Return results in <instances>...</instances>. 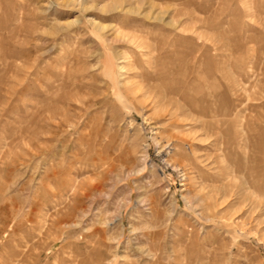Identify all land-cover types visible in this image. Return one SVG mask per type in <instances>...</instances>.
Returning <instances> with one entry per match:
<instances>
[{
  "label": "rangeland",
  "instance_id": "374dc122",
  "mask_svg": "<svg viewBox=\"0 0 264 264\" xmlns=\"http://www.w3.org/2000/svg\"><path fill=\"white\" fill-rule=\"evenodd\" d=\"M71 1L0 0V264H264V0Z\"/></svg>",
  "mask_w": 264,
  "mask_h": 264
},
{
  "label": "bare ground",
  "instance_id": "6f19581e",
  "mask_svg": "<svg viewBox=\"0 0 264 264\" xmlns=\"http://www.w3.org/2000/svg\"><path fill=\"white\" fill-rule=\"evenodd\" d=\"M71 2H72V1H71ZM80 2H81V1H80ZM76 3H77V2L73 0L72 4H76ZM104 28H105V27H104ZM104 28H103V29H104ZM171 85H172V84L170 83L168 86L172 88ZM158 87H159V86H158ZM154 88H155V87H154ZM137 89H138V88H137ZM166 89H167V86H166Z\"/></svg>",
  "mask_w": 264,
  "mask_h": 264
}]
</instances>
